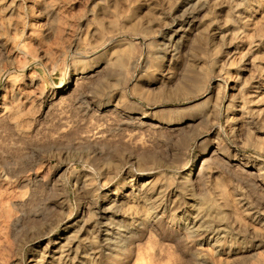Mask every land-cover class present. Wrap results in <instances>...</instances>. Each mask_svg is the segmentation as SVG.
<instances>
[{
  "label": "rangeland",
  "instance_id": "374dc122",
  "mask_svg": "<svg viewBox=\"0 0 264 264\" xmlns=\"http://www.w3.org/2000/svg\"><path fill=\"white\" fill-rule=\"evenodd\" d=\"M0 264H264V0H0Z\"/></svg>",
  "mask_w": 264,
  "mask_h": 264
},
{
  "label": "bare ground",
  "instance_id": "6f19581e",
  "mask_svg": "<svg viewBox=\"0 0 264 264\" xmlns=\"http://www.w3.org/2000/svg\"><path fill=\"white\" fill-rule=\"evenodd\" d=\"M198 161V160H197ZM192 166H193V164H192ZM196 166V165H195ZM192 174V173H191Z\"/></svg>",
  "mask_w": 264,
  "mask_h": 264
}]
</instances>
